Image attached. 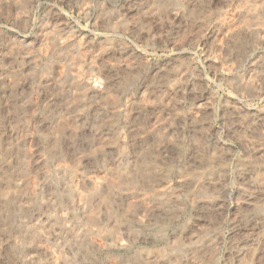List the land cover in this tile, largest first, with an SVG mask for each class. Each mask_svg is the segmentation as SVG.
<instances>
[{"label": "rangeland", "instance_id": "374dc122", "mask_svg": "<svg viewBox=\"0 0 264 264\" xmlns=\"http://www.w3.org/2000/svg\"><path fill=\"white\" fill-rule=\"evenodd\" d=\"M262 61L264 0H0V264H264Z\"/></svg>", "mask_w": 264, "mask_h": 264}, {"label": "bare ground", "instance_id": "6f19581e", "mask_svg": "<svg viewBox=\"0 0 264 264\" xmlns=\"http://www.w3.org/2000/svg\"><path fill=\"white\" fill-rule=\"evenodd\" d=\"M173 1H176V0H173ZM167 4H168V3H167ZM249 31H251V30L249 29ZM252 31H253V30H252ZM247 33H248V32H247ZM231 36H232V35H231ZM259 62H260V61H259ZM262 62L264 63V61H262ZM256 64H258V63H256ZM260 65H262V64H258V65H256V66H260ZM263 66H264V65H262L261 67H263ZM258 69H259V68H258ZM260 69H262V68H260ZM263 70H264V68H263ZM259 71H260V70H259ZM261 71H262V70H261ZM260 75H261V73H260ZM73 86H74V84H73ZM95 86H96V85H95ZM71 87H72V85H71ZM98 87H99V86H98ZM71 89H72V88H71ZM93 90H94V89H93ZM99 91H100V90H99ZM100 92H101V91H100ZM92 93H93V92H92ZM95 93H96V92H95ZM101 93H102V92H101ZM98 95H99V94H98ZM204 105H205V103H204ZM65 106H66V105H65ZM95 109H96V108H95ZM202 109H203V108H202ZM259 114H260V113H259ZM257 115H258V113H257ZM82 117H83V116H82ZM87 126H90V125H87ZM90 127H91V126H90ZM90 127H85V130L89 131V130H90ZM83 129H84V128H83ZM88 129H89V130H88ZM83 132H84V131H83ZM147 135H148V134H147ZM147 135H146V136H147ZM143 137H144V136H143ZM149 137H150V135H149ZM140 138H141V137H140ZM140 138H139V139H140ZM145 138H146V137H145ZM142 139L144 140V138H142ZM148 139H149V138H148ZM139 141H140V140H138V142H139ZM145 141H146V139H145L143 142H145ZM147 141H148V140H147ZM140 142H141V141H140ZM136 143H137V142H136ZM141 143H142V142H141ZM147 143L149 144V142H147ZM261 143H262V142H261ZM144 145H145V144H144ZM145 146H146V145H145ZM257 146H258V145H257ZM259 146H260V145H259ZM263 146H264V145H263ZM143 148H144V147H143ZM146 148H147V147H146ZM258 148H259V150H258ZM258 148H257V150L261 153V151H262V147L260 146V147H258ZM263 148H264V147H263ZM263 150H264V149H263ZM141 151H142V150H141ZM259 152H258V155H260ZM138 153H139V152H138ZM262 153H263V151H262ZM262 153H261V154H262ZM140 154H141V153H140ZM218 155H219V154H218ZM219 156H220V155H219ZM260 156H261V155H260ZM263 156H264V153H263ZM263 156H262V157H263ZM215 157H216V156H215ZM215 157H214V158H215ZM251 157H252V156H251ZM257 157H258V156H257ZM262 157H261V159H262ZM217 158H218V157H217ZM215 159H216V158H215ZM215 159H213V160H215ZM263 159H264V158H263ZM216 161H217V160H216ZM205 165H206V164H205ZM205 165H204V166H205ZM208 165H209V164H208ZM209 167H210V165H209ZM149 168H150V167H149ZM206 173H207V172H206ZM199 174H200V173H199ZM198 176H199V175H198ZM196 179H197V178H196ZM196 181H198V180H196ZM209 181H210V178H209ZM211 181H212V180H211ZM213 181H214V179H213ZM213 181H212V183H213ZM203 184H204V183H203ZM199 185H200V184H199ZM0 186H1V185H0ZM101 186H104V185H101ZM106 187H107V186H106ZM5 188H6V187H5ZM5 188H4V189H5ZM16 188H17V186H16ZM199 188H200V187H199ZM104 189H105V188H104ZM2 191H4V190L2 189ZM8 191H9V190H8ZM8 191H7V192H8ZM14 192H15V190H14ZM33 193H34V192H33ZM35 193H36V192H35ZM245 193H246V192H245ZM4 194H5V193H4ZM7 194H8V193H7ZM54 194H55V193H54ZM126 194H127V193H126ZM243 194H244V193H243ZM250 195H252V194H250ZM248 196H249V195H248ZM11 197H12V196H11ZM19 199H20V198H19ZM16 200H18V199H16ZM23 200H24V198H23ZM23 200H22V201H23ZM25 200L27 201V199H25ZM25 200H24V201H25ZM36 200H37V199H36ZM51 200H52V199H51ZM19 201H20V200H19ZM52 201H53V200H52ZM204 201H205V200H204ZM252 201H253V200H252ZM17 202H18V201H17ZM243 202H244V201H243ZM248 202H251V200L248 201ZM19 203H20V202H19ZM21 203H22V202H21ZM21 203H20L21 207H18L19 209L22 208V205H23V204H21ZM24 203H25V202H24ZM47 203H48V202H47ZM52 203H53V202H52ZM177 203H178V202H177ZM28 204H29V203H28ZM175 204H176V203H175ZM26 205H27V204H26ZM48 205H49V204H48ZM52 205H53V204H52ZM27 206H30V205H27ZM27 206H25V207H27ZM248 206H249V205H248ZM25 207H24V208H25ZM105 207H106V206H105ZM22 209H23V208H22ZM29 209H30V208H29ZM157 209H158V208H157ZM177 209H178V208H177ZM20 210H21V209H20ZM39 214H41V213H39ZM43 214H44V213H43ZM20 216H22V215H20ZM24 216H25V215H24ZM24 216H23V217H24ZM32 216H33V215H32ZM35 216H36V215H35ZM35 216H33V217L35 218ZM39 216H40V215H39ZM29 217H30V216H29ZM33 217H32V218H33ZM41 217H43V216H41ZM18 218H19V217H18ZM20 218H21V217H20ZM25 218H26V216H25ZM59 218H60V217H59ZM18 220H19V219H18ZM22 220H23V219H22ZM32 220H33V219H32ZM35 220H36V218H35ZM256 220H257V219H256ZM256 220H255V221H256ZM260 220H261V219H260ZM262 220H263V219H262ZM23 221H27V219H26V220H23ZM23 221H22V222H23ZM258 221H259V220H258ZM28 222H29V225H30V224H31L30 221H28ZM31 222H32V224H33V221H31ZM12 223H13V222H12ZM18 223L20 224L19 221H18ZM26 223H27V222H26ZM261 223H262V222H261ZM19 224H18V225H19ZM27 224H28V223H27ZM197 224H198V223H197ZM25 225H26V224H25ZM19 226H20V225H19ZM21 226H22V225H21ZM27 226H28V225H27ZM30 226H31V225H30ZM34 226H35V225H34ZM48 226H49V225H48ZM51 226H52V225H51ZM5 227H6V226H5ZM32 227H33V226H32ZM36 227H37V226H35V227H33V228L35 229ZM38 228H39V227H37V229H38ZM50 228H52V227H50ZM68 228H69V227H68ZM64 229H65V228H64ZM31 230H32V229H31ZM40 230H41V229H40ZM24 231H25V230H24ZM34 231H35V230H34ZM41 231L43 232L44 230H41ZM41 231H40V232H41ZM54 231H55V230H54ZM74 231H75V230H74ZM16 232H18V231H16ZM22 232H23V230H22ZM29 232H30V231H29ZM35 232H36V231H35ZM38 232H39V231H38ZM42 232H41V233H42ZM179 232H181V231H179ZM192 233H193V232H192ZM200 233H201V232H200ZM187 234H188V233H187ZM189 234H190V232H189ZM193 234H194V233H193ZM198 234H199V233H198ZM41 235H42V234H41ZM44 235H45V233H44ZM44 235H43V236H44ZM43 236H42V237H43ZM197 236H199V235H197ZM197 236H195V235L192 236V235L190 234V238H191V239H197ZM44 237H46V236H44ZM76 237H77V236H76ZM47 238H48V237H47ZM187 238H188V237H187ZM190 238H189V239H190ZM6 239H7V238H6ZM9 239H10V238H9ZM14 240H16V239H14ZM44 240H45V239H44ZM198 240H199V239H198ZM192 241H193V240H192ZM192 241H191V242H192ZM10 242H11V241H10ZM13 242H14V241H13ZM40 243H41V242H40ZM74 243H75V242H74ZM183 243H184V242H183ZM245 243H246V242H245ZM191 244H192V243H191ZM183 245H184V244H183ZM197 245H198V244H197ZM40 246H41V245H40ZM178 246H179V245H178ZM180 246L182 247L181 243H180ZM194 247L196 248L197 246H194ZM198 247H199V246H198ZM44 248H45V247H44ZM46 248H47V247H46ZM182 248H183V247H182ZM35 250H36V249H35ZM35 250H33V252H34ZM31 252H32V251H31ZM43 253H44V252H43ZM26 255H31V254L28 253V254H26ZM36 255H37V254H35V255L33 254V257H35ZM26 257H28V256H26ZM33 257H32V258H33ZM36 258H37V257H36ZM23 259H25V257H24ZM30 260H31V259H29V261H30ZM33 260H34V259H33ZM36 260H37V259H36ZM36 260H35V261H36ZM241 260H242V259H241ZM26 261H27V260H26ZM31 261H32V260H31ZM31 261H30V262H31ZM195 261H196V260H195ZM32 262H33V261H32ZM37 262H38V261H37ZM181 263H182V262H181ZM192 263H193V262H192ZM33 264H34V263H33Z\"/></svg>", "mask_w": 264, "mask_h": 264}]
</instances>
